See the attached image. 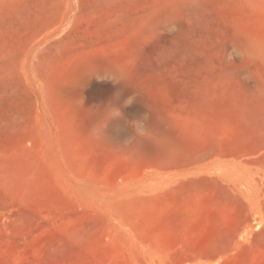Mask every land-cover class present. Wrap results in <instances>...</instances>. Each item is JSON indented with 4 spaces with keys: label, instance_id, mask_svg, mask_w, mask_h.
Wrapping results in <instances>:
<instances>
[{
    "label": "rangeland",
    "instance_id": "374dc122",
    "mask_svg": "<svg viewBox=\"0 0 264 264\" xmlns=\"http://www.w3.org/2000/svg\"><path fill=\"white\" fill-rule=\"evenodd\" d=\"M0 264H264V0H0Z\"/></svg>",
    "mask_w": 264,
    "mask_h": 264
}]
</instances>
